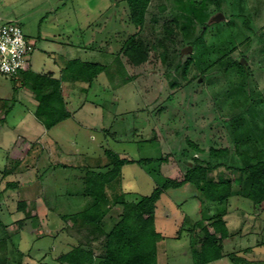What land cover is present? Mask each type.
I'll use <instances>...</instances> for the list:
<instances>
[{"label": "rangeland", "instance_id": "374dc122", "mask_svg": "<svg viewBox=\"0 0 264 264\" xmlns=\"http://www.w3.org/2000/svg\"><path fill=\"white\" fill-rule=\"evenodd\" d=\"M218 13L223 18L210 21ZM183 16L202 19L195 32L206 23L208 34L214 33L202 47L191 43L196 34L189 22L190 36L180 32ZM10 20L31 42L28 63L35 72L60 77L74 58L106 65L108 72L89 86L64 81L73 115L50 129L34 116L37 101L20 86L21 76L0 74V264H61L57 257L79 244H90L95 257L103 254V236L93 240L85 226L62 216L90 201L86 171L110 167L105 150L134 160L165 159L147 165L153 174L135 162L122 166L108 195L113 200L123 194L126 201L148 195L165 177L181 180L192 155L236 163V134L240 150H264V0H151L141 29L130 21L125 0H0V23ZM166 26L175 33L168 36ZM131 35L156 43L150 62H126L121 49ZM186 46L191 49L183 52ZM233 48L244 59L241 74L215 62ZM186 54L193 63L183 77L175 65ZM187 140L205 150L228 147L230 154L213 158ZM224 166L215 172L232 179L237 191L225 202L200 203L191 184L161 194L155 208V228L163 236L157 264H194L190 247L198 248L203 225L213 232L216 215L226 222L228 236L218 242L221 258L204 264H264V201L242 197L247 176ZM115 218L112 211L106 215L105 227Z\"/></svg>", "mask_w": 264, "mask_h": 264}, {"label": "trees", "instance_id": "16d2710c", "mask_svg": "<svg viewBox=\"0 0 264 264\" xmlns=\"http://www.w3.org/2000/svg\"><path fill=\"white\" fill-rule=\"evenodd\" d=\"M150 1L125 0L130 21L139 26L140 29L144 27L145 15ZM219 7L218 4L216 10H219ZM182 18L185 21L180 32L183 36L189 37L192 29V32L196 35H193L191 43L196 48L207 43L210 36H213L214 33L212 32L210 35L208 34L209 26L206 23H204L205 27L200 26L199 31L195 32L194 26L202 24V19L188 16ZM187 22H189L191 29H189ZM164 29L168 36L175 33L173 28L166 26ZM172 38L170 37L169 40L173 42L174 39ZM158 42L160 46L164 47V50H167L164 39H159ZM155 46L156 43L150 39L131 35L127 38L121 50L128 64L140 66L150 62L149 53ZM164 53H161L159 59L161 63L166 60ZM231 53L232 55H230ZM240 56L237 49L233 48L218 57L215 62L219 63L225 72L233 70L237 74H241L244 72V63L239 59ZM192 63L193 56L186 54L182 62H177L175 70L178 71L181 67L182 76L185 77ZM104 71L108 72L106 65L74 58L66 62L61 69L60 77H54L52 73L41 74L35 72L29 66L17 75L21 76L20 86L34 93V98L37 101L34 116L44 128L50 129L73 115V112L67 108V102L63 95V82L72 79L71 81L86 82L89 86ZM176 83V79H174L170 83L171 87ZM235 131L237 132V130ZM239 136L236 134L234 137V153L238 158L236 163L225 164L224 166V163L220 161L212 163L211 160L196 158L192 155L191 164H189V161L185 163V172L181 180L165 177L161 184L155 186L148 195L141 196L137 201H126L123 194L110 200L111 196L108 195V189L111 187L112 180L120 175L122 166L127 163L135 162L146 165L147 171L153 174L154 169H150L147 165L158 162L159 166V163L165 159L159 157L134 160L119 157L117 153L105 150L110 167L105 171H86L84 191L90 197V201L85 204L81 211L62 216L64 219L69 217L74 222L78 221L80 225L85 226L89 235L94 238L93 240L103 236L105 239L104 252L102 255L95 257L90 244H79L57 257V261L61 264H157L159 251L157 242L163 239V236L155 228V208L161 194L169 188H179L191 184L198 191L197 195L200 203L203 201L225 202L231 196L237 194V191H234L232 179L220 171L215 172L219 166L232 169L239 174L240 178L247 176L248 185L241 196L251 200L254 204H261L264 201V150H258L252 155L247 153L246 149L240 150ZM187 142L193 149L207 152L213 158H228L230 154L228 147L211 146L205 150L192 141L187 140ZM182 154H184V151H182ZM212 172H215L216 175L209 176V173ZM8 185L14 187L16 183L9 182ZM19 206L24 208V203L20 202ZM111 211L115 213L116 218L112 221V226L105 227V217ZM212 218L213 232H210L208 227L203 225L201 229L204 237L198 239V248L194 246V243L190 247L194 256V264H204L221 258L222 247L218 242L228 236V230L221 215ZM216 234H218V237H216ZM88 241L90 240L88 239Z\"/></svg>", "mask_w": 264, "mask_h": 264}, {"label": "built area", "instance_id": "2783aa9c", "mask_svg": "<svg viewBox=\"0 0 264 264\" xmlns=\"http://www.w3.org/2000/svg\"><path fill=\"white\" fill-rule=\"evenodd\" d=\"M31 42L15 21L0 23V74L17 75L29 66Z\"/></svg>", "mask_w": 264, "mask_h": 264}, {"label": "water", "instance_id": "95a60500", "mask_svg": "<svg viewBox=\"0 0 264 264\" xmlns=\"http://www.w3.org/2000/svg\"><path fill=\"white\" fill-rule=\"evenodd\" d=\"M223 18V15L221 13H218L212 17L210 21H218L219 19ZM191 49V46H186L183 48V52H188ZM244 61V59H242Z\"/></svg>", "mask_w": 264, "mask_h": 264}, {"label": "crops", "instance_id": "0c3cea01", "mask_svg": "<svg viewBox=\"0 0 264 264\" xmlns=\"http://www.w3.org/2000/svg\"><path fill=\"white\" fill-rule=\"evenodd\" d=\"M29 67H30V69L32 70V64H31V62L29 63ZM34 71V70H33ZM54 76V75H53ZM55 77V76H54ZM62 87H64V85L62 84ZM64 90V89H63ZM64 92V91H63Z\"/></svg>", "mask_w": 264, "mask_h": 264}, {"label": "clouds", "instance_id": "9594fccd", "mask_svg": "<svg viewBox=\"0 0 264 264\" xmlns=\"http://www.w3.org/2000/svg\"><path fill=\"white\" fill-rule=\"evenodd\" d=\"M26 36V35H25Z\"/></svg>", "mask_w": 264, "mask_h": 264}]
</instances>
